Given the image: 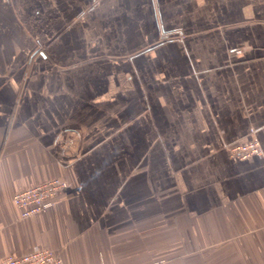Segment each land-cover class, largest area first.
Masks as SVG:
<instances>
[{
	"label": "crops",
	"instance_id": "0c3cea01",
	"mask_svg": "<svg viewBox=\"0 0 264 264\" xmlns=\"http://www.w3.org/2000/svg\"><path fill=\"white\" fill-rule=\"evenodd\" d=\"M52 177L22 217L12 194ZM34 246L264 264V0H0V257Z\"/></svg>",
	"mask_w": 264,
	"mask_h": 264
},
{
	"label": "built area",
	"instance_id": "2783aa9c",
	"mask_svg": "<svg viewBox=\"0 0 264 264\" xmlns=\"http://www.w3.org/2000/svg\"><path fill=\"white\" fill-rule=\"evenodd\" d=\"M228 154L238 158L262 155V149L256 139L236 142L228 146ZM68 187L66 180L59 177L48 178L41 182L17 190L12 194V202L20 209L22 217L43 211L55 202L58 194ZM0 264H63L61 256L54 250L34 246L31 250L0 257Z\"/></svg>",
	"mask_w": 264,
	"mask_h": 264
},
{
	"label": "rangeland",
	"instance_id": "374dc122",
	"mask_svg": "<svg viewBox=\"0 0 264 264\" xmlns=\"http://www.w3.org/2000/svg\"><path fill=\"white\" fill-rule=\"evenodd\" d=\"M117 1V0H116ZM107 11H109V10H107ZM113 11V9L110 11V13ZM112 13H114V15H115V12H112ZM111 15V14H110ZM230 26V25H229ZM225 27V26H224ZM180 38H183L184 37V34H181L180 36H179ZM39 49H40V47L39 46H37V48H36V50L37 51H39ZM117 57H120V56H117ZM122 57V56H121Z\"/></svg>",
	"mask_w": 264,
	"mask_h": 264
}]
</instances>
